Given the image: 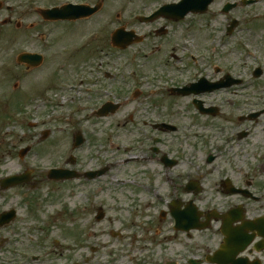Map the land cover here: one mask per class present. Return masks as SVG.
<instances>
[{
    "label": "flooded vegetation",
    "instance_id": "1",
    "mask_svg": "<svg viewBox=\"0 0 264 264\" xmlns=\"http://www.w3.org/2000/svg\"><path fill=\"white\" fill-rule=\"evenodd\" d=\"M181 1L150 0L146 7L153 6L148 12L142 7L132 15V23L146 27L156 24V27L131 46L133 68L125 69V73L118 67L121 51L113 48L110 36L106 38V24L100 14L102 6L90 17L74 22L41 19L55 28L63 25L66 30L86 25L87 33L80 39L77 50L103 39L99 53L105 49L112 51L104 58L95 59L90 67L72 70L73 78L82 79L72 91H67L69 103L77 109H93L89 117L96 120V129L92 133L100 131L98 121L108 118L96 116L107 103L118 106L116 113L130 104L148 112L134 111L116 122V129L129 136V143L118 139L113 143L110 139L108 146L115 156L124 158L113 162L103 160L104 152L91 151L97 146L96 140L88 132L80 133L81 138L75 139L79 133L75 132L64 165L46 169L69 170L80 176L70 181L81 182L84 189L81 221L87 220L80 230L81 237L93 234L98 228L100 237L107 235L117 242L110 244L116 248L114 254L108 252L112 257L93 261L89 253L107 251L110 245H86L74 250L72 245L62 247L52 238L54 230L69 234L72 230L67 225L64 229L57 228L53 223L56 214L40 212L38 197L31 193L43 181L52 184L70 181H50L46 170L21 169L19 149L15 173L2 174L5 167L0 165V264H119V260L120 264H264V52L246 37L253 33L264 40V0L220 3L211 0L205 14L180 18L173 9ZM248 1L253 3L246 4ZM100 2L103 0L96 3L81 0L73 4L95 8ZM65 4V0H52L45 7L58 9ZM215 6L219 8L211 11L212 21L199 20L197 25L199 28L204 25L210 31L218 22L216 18L222 17L223 37L217 40V28H214L199 51L183 24L189 15L204 16ZM163 7L165 11L154 16ZM238 12L242 15H237ZM150 17L153 18L149 21L142 19ZM119 18L115 17L117 21ZM122 28L125 29L118 27L113 31ZM150 36L154 37L155 47L148 54L144 45ZM48 37L41 36V42L47 44ZM184 40L190 44V52L182 44ZM74 49L69 46L64 51ZM163 49L167 52H162ZM225 53L229 57L234 55L235 62L227 61ZM40 54L44 56L41 51ZM20 55L21 0H0L2 108L8 105L21 108ZM141 58L151 59L162 72L157 73L153 64L145 69ZM137 76L138 81H132L135 86L123 87L129 78ZM11 80H15L12 85ZM39 102L51 103L46 98ZM50 133L47 129L39 133L36 151L42 150L51 138ZM43 136L46 139L42 140ZM79 140L81 145L75 148ZM85 145L87 157L78 164L77 153ZM124 166H131L132 170L123 176L116 175L117 178L110 176L112 168ZM103 170L106 172L101 175ZM22 174L26 177L23 185ZM13 177L19 178L18 185L6 182ZM108 178L110 183L128 188L131 196L130 207L114 211L113 219L104 212L105 201L101 198ZM12 197L18 198L15 207L8 205ZM124 210L125 220L120 215ZM90 211L93 216L89 217ZM100 215L103 217L99 221ZM43 216L51 225L41 221ZM125 233L131 237L128 244ZM145 238L147 246L139 248L136 244L143 243ZM69 239L72 240L64 238L66 242ZM133 245L135 252L141 251L139 255L131 254ZM160 246V259L151 260ZM81 253L79 260L74 258Z\"/></svg>",
    "mask_w": 264,
    "mask_h": 264
},
{
    "label": "rangeland",
    "instance_id": "2",
    "mask_svg": "<svg viewBox=\"0 0 264 264\" xmlns=\"http://www.w3.org/2000/svg\"><path fill=\"white\" fill-rule=\"evenodd\" d=\"M51 1L52 0H21V53L25 51L40 53L41 51L44 53L45 59L38 69H31L29 71L21 65V82L19 83L21 85V108L18 109L12 105H8L6 108L0 107V165H4L5 167L3 172H1L2 174L15 173L18 170V151L26 146H30L31 151L25 157V162L21 160V169L34 168L38 172L39 170L55 165H64L62 162L67 158L68 147L72 144V136L75 132H88L89 137L96 140L97 146L102 143L100 145L101 147L96 146V148H91V151L95 152V150H99L104 152L101 157L103 160L113 162L116 161V159L119 160L120 158H124L117 155L115 156L114 151L110 150L108 146L111 145L108 143L110 139L113 143H116L118 140L123 143H129V136L124 131L116 129V122H118V119L120 120L122 116L134 114V111L141 110V113H144V111L148 112V110H138L135 108V104H130V106L125 107L118 113L98 121L100 131L92 133V130L96 129V127H94L96 120H90L91 117H89L93 109H77L74 107L69 103L66 92L64 93L61 87L58 88V83H62V81H64V83H70L75 73L72 72V70L90 67L95 62V59L98 57L104 58L107 52L110 54L112 51L105 49L103 53H99L100 50L98 47L103 45V39L96 44H91L88 48L77 50L80 39L87 33L86 25H79L75 26L72 30H66L67 28L63 25H59L58 28H55L51 23L42 22L41 18L36 14V7L50 5ZM98 1L99 0H91L93 3ZM149 1L150 0H103L102 12L100 14L103 15L102 19L106 24V38L108 39L110 33L118 27H125V30L134 31L135 34L141 37L149 35L153 28L156 27V24L146 27L131 22L132 15L142 7H146ZM221 1L222 0H220L219 3ZM32 2L35 4H32ZM150 5H147L145 12H148L150 8H152L153 5ZM262 5H264V3ZM218 8L219 7L215 6L209 13L200 17L189 15L185 20V24H183L185 30L189 33V37L194 40L199 51L203 50V47H205L207 37L214 28H217L215 30L218 37L217 40L223 37V29L220 26L223 22L222 17L216 18L218 22L210 31H207L204 25L201 28L197 25L199 20L203 22L212 21L213 15L211 11L217 10ZM261 9L262 8L259 10ZM240 12H238L237 15H242ZM250 13H254L253 10H250ZM116 16L120 17V21L115 19ZM110 21L111 24L109 23ZM90 26H93V24ZM44 34L49 35L47 44L40 40L41 36ZM247 36H249L250 40L254 41L264 52V40L259 38V35L249 33L246 37ZM152 39H154V37L150 36L144 45L148 54H150L155 47L152 45V42H154ZM45 45L50 47L47 48ZM69 46L75 48L73 52L64 51L68 50ZM226 47L228 48V45ZM131 49L132 47L118 53L125 69L126 67L128 68L126 64L129 62L128 59ZM163 51H165V49H163L162 52ZM224 55H226V53ZM226 56L227 61L229 59L231 63L235 62L234 55L231 57L228 55ZM104 61L107 62L108 59L105 58ZM140 62L145 69L150 68L151 64H153L158 69L157 73L163 70L159 68L156 63L151 62V59L145 60L141 58ZM10 68L11 71H14L12 66H10ZM130 68L133 67L130 66ZM68 70H71V72H68ZM137 79L138 76L128 80L127 85L123 87L129 85L135 86V84H132V81H138ZM14 82L15 80H11L10 85L14 84ZM52 83L55 84L53 87L50 86ZM125 90L127 91V88H125ZM43 98L44 100L48 98L52 101L45 105L40 104L39 100ZM140 108H145V106ZM20 111L22 114L18 116L17 114L19 113L17 112ZM35 123L36 125H32ZM44 129L51 132V138L42 146V150L36 151L37 136ZM87 151V145L78 151V164L87 157ZM107 151L109 152L105 154ZM77 167L78 169L80 168L79 166ZM130 170H132L131 166H124L122 168L116 167L112 168L109 174L112 178H117L116 175L123 176L124 173ZM106 185L107 186L101 194V198L105 201L103 208L104 212L113 219L115 217L114 211L130 207V190L123 186H117L113 182L110 183L109 178L106 181ZM83 191L84 189L81 186V182L70 181L52 184V182L43 181L31 195L38 197L40 212L50 215L52 214L51 212L56 214L53 215V223L54 225L56 224L57 228L64 229L67 225V227L72 230L71 234H69L70 232L68 231H61L59 229L54 230L55 232L52 235L54 237L52 238L60 240L62 247L69 244L73 246L74 250H77L86 245L96 247L110 244L115 245L117 242L113 238L107 235L100 237L98 235L100 233L98 228H95L93 234L86 235L84 238L81 237L80 230L87 220V218H85L81 221V218L84 217V213H82L83 197L81 195ZM17 199L18 198L12 197L8 205L15 207L18 202ZM96 206L98 207V205ZM58 212L59 214L57 215ZM72 213H74V215L73 225L71 226L70 217ZM120 215L122 216L121 219L125 220L127 218L126 210ZM90 216H93L92 211H90L89 217ZM41 221L47 225H51L45 216H43ZM52 227L55 226L52 225ZM125 235L124 237L128 244L131 237H127L129 233H125ZM66 237L72 238V240L69 239L70 241H68L70 243L64 240ZM147 241V238H145L143 243L141 242L139 245H136L139 246V248H145L148 244ZM114 245H110L107 251L100 249L94 254L89 252L90 256H92L91 259L97 261L99 258L107 260V258L112 257L108 252H113L114 254L116 250ZM134 247L135 245H133L131 249ZM130 252L134 255H139L141 253V251L135 252L134 249ZM161 253L162 247L160 246L154 250L150 259L159 260ZM82 254L83 253L74 256V258L79 260ZM118 263L120 264V260ZM105 264H112V262H105Z\"/></svg>",
    "mask_w": 264,
    "mask_h": 264
},
{
    "label": "water",
    "instance_id": "3",
    "mask_svg": "<svg viewBox=\"0 0 264 264\" xmlns=\"http://www.w3.org/2000/svg\"><path fill=\"white\" fill-rule=\"evenodd\" d=\"M188 5V2H186L185 4H184V8L186 7ZM192 7V9H193V11H201V10H203L204 8H202V9H198V10H196V9H194V8H196V5L193 3V6H191ZM184 10V9H183ZM182 12V11H181ZM51 14V12H46V13H44V17L46 18V17H48V15H50ZM130 37H131V34H127V35H122V40H124L123 41V43H124V45L126 46V45H128L129 44V41H130ZM21 61H28V62H31V66L32 67H36L37 65H39V62H40V59H38V57H36V56H29V55H27V56H22L21 57ZM102 111V113H104L103 115H106L108 112H107V110L106 109H104V110H101ZM113 111L114 110H112L111 112L113 113ZM27 152V150H25L24 152H23V154L22 155H24L25 153ZM67 172H59V174L58 175H54V174H57V173H54V172H52L50 175V177H53V176H55L53 179H60V176L62 175V174H66Z\"/></svg>",
    "mask_w": 264,
    "mask_h": 264
}]
</instances>
